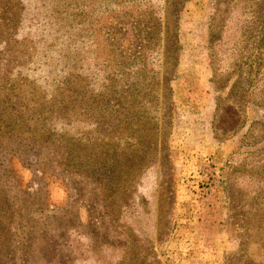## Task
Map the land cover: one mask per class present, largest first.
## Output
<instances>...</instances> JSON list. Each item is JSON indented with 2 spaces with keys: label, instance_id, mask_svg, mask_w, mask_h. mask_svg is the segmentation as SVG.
Here are the masks:
<instances>
[{
  "label": "rangeland",
  "instance_id": "obj_1",
  "mask_svg": "<svg viewBox=\"0 0 264 264\" xmlns=\"http://www.w3.org/2000/svg\"><path fill=\"white\" fill-rule=\"evenodd\" d=\"M120 1L0 0L15 263L264 264V0Z\"/></svg>",
  "mask_w": 264,
  "mask_h": 264
},
{
  "label": "trees",
  "instance_id": "obj_2",
  "mask_svg": "<svg viewBox=\"0 0 264 264\" xmlns=\"http://www.w3.org/2000/svg\"><path fill=\"white\" fill-rule=\"evenodd\" d=\"M108 6L109 5H106L104 10H106L108 8ZM259 18H260V20L263 19L262 17H259ZM148 23L156 26L157 25V19L153 18L152 21H149V20H144L143 21V24H148ZM158 25H159V23H158ZM145 29H147V33L142 35V37L139 38V40L143 41L142 44H145L144 46L147 47L148 50L154 51L155 47L159 46L160 29L159 28L151 29V27H146V25H145ZM106 31H108V30H106ZM7 37L9 39L14 40V41L16 39L15 36H14L15 38H13V32L11 34H9ZM259 41H260V44L264 43V33H263V36L260 37ZM15 43H16V41H15ZM152 44H154V45L156 44V46H152ZM143 51H145V49H143ZM140 57L145 58L144 54H142ZM256 57H258V58L260 57L262 59L261 62L264 63V56L260 52L258 54H256ZM253 71L254 70H252V68H249V70H245L244 72L247 74V76L248 75L250 76L251 72H253ZM255 71H256L257 74H260V72H257V71H264V67H262L260 65V67L258 69H256ZM247 76L243 75L242 77L244 79H247ZM82 77L83 78H88L87 76H82ZM93 79L96 80V81H99V80H97L98 78L97 79L96 78H92V80H89L90 86H89L88 82H86L84 84V87L87 90L88 89L92 90L91 93H90V96H92V94H95V93H97L98 90H100V89H96L95 88V86H96L95 82L94 83L90 82V81H93ZM104 79H106V78H104ZM240 82H243V81H240ZM93 85H94V87H93ZM80 87H81V85H80ZM237 88H238V86H237ZM88 99H89V95L88 94H84V100L86 101ZM117 116H118V114H117ZM82 117H83V115H82ZM2 204H3V207L0 205V216H1V213H2L4 208L6 210L8 209V211H10V207H11L10 204L8 205V202L7 203L3 202ZM0 223H1V221H0ZM15 255H16V251H15V248H14L13 239L11 237H6V234L2 233L1 230H0V264H16L15 263Z\"/></svg>",
  "mask_w": 264,
  "mask_h": 264
}]
</instances>
